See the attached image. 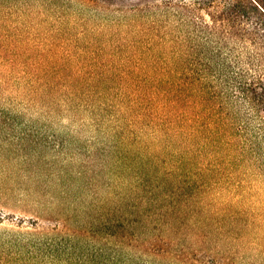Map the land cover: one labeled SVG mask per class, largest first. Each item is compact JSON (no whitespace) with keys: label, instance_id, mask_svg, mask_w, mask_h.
Listing matches in <instances>:
<instances>
[{"label":"rangeland","instance_id":"374dc122","mask_svg":"<svg viewBox=\"0 0 264 264\" xmlns=\"http://www.w3.org/2000/svg\"><path fill=\"white\" fill-rule=\"evenodd\" d=\"M257 1L264 7V0ZM93 11L80 10L76 0H0V44L70 51L66 64L91 65L95 79L107 76L122 84L135 67L114 58L109 47L102 49L108 32L95 30L102 16ZM196 68L205 87L197 106L200 134L190 115L182 143L172 140L171 146L168 137L146 138L148 150L168 158L169 165L184 161L177 171L185 180L179 200H189V207L176 233L163 229L172 238L194 243L217 238L206 245L233 250L235 264H264V109L253 110L243 93L226 88L238 80L251 81L254 69L245 64L226 68L207 57ZM119 91L107 94L116 97ZM60 99L57 95L53 105L1 117L6 122L0 128V264H126L125 249L133 250L119 241L124 199L131 190L123 176L134 178L122 162L124 149L112 144L120 135L107 116L61 105ZM218 127L233 134H214L217 143L208 144L211 128ZM151 173L158 178L159 172ZM139 230L142 238L155 232ZM211 256V263L220 258Z\"/></svg>","mask_w":264,"mask_h":264},{"label":"trees","instance_id":"16d2710c","mask_svg":"<svg viewBox=\"0 0 264 264\" xmlns=\"http://www.w3.org/2000/svg\"><path fill=\"white\" fill-rule=\"evenodd\" d=\"M76 1L80 10L90 8L102 16L93 26L99 33L108 32L102 49L109 47L110 54L132 64L134 72L124 83H114L107 76L95 79L91 65L66 64L65 58L73 52L0 44V128L6 122L2 115L53 105L57 95L61 105L82 106L107 116L114 134L120 135L112 144L124 149L122 162L134 178L123 176L131 190L124 199V234L119 241L122 248L133 250L125 249L126 264L135 259L136 264H235L233 250L226 253L206 245L217 238H197L194 243L165 233V226L169 232L179 230L189 207V200H179L185 180L177 171L184 161L169 165L168 158L148 150L146 138L168 137L171 146L172 140L182 143L190 115L200 134L202 114L197 106L205 87L194 73H199L196 67L206 57L226 68L252 65L251 81L238 80L226 88L243 93L253 110L264 109V13L260 9L264 7L257 0ZM115 88H120L116 97L108 96L107 90ZM262 124L264 129V120ZM210 132L208 144L217 143L214 134H233L219 127ZM132 156L137 161H130ZM152 170L159 172L158 178H153ZM141 227L155 232L142 238ZM212 253L220 255L213 263Z\"/></svg>","mask_w":264,"mask_h":264}]
</instances>
